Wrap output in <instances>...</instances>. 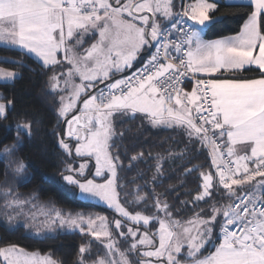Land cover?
I'll list each match as a JSON object with an SVG mask.
<instances>
[{
  "label": "snow or ice",
  "instance_id": "6c2138e0",
  "mask_svg": "<svg viewBox=\"0 0 264 264\" xmlns=\"http://www.w3.org/2000/svg\"><path fill=\"white\" fill-rule=\"evenodd\" d=\"M219 4L244 9L246 19L234 35L204 39L226 18L215 15ZM175 7L176 0H0V47L34 58L50 73L56 127L62 128L54 134L71 161L64 162L60 186L113 213L111 219L65 214L33 204L35 193L21 199L5 180L0 214L10 231L23 227L33 239L58 229L87 236L75 264H264V0H180L182 10ZM250 70L258 76L197 78ZM18 77L0 68V81ZM3 100L0 94V119L6 120L13 102ZM137 115L153 127L180 130L194 152L210 157L212 170L185 169L186 176L198 172L200 183L181 208L154 187L164 178V156L155 158L151 182L128 191L121 180L124 165L112 151L122 135L115 121ZM22 133L31 138V122L16 124V142L4 145L0 156L16 179L26 180L24 162L13 167L12 161ZM185 155L187 149L167 159ZM142 159L143 153L133 155L129 169ZM188 206L199 210L185 219ZM93 244L95 259L88 260ZM0 264L61 262L51 252L7 244L0 246Z\"/></svg>",
  "mask_w": 264,
  "mask_h": 264
},
{
  "label": "trees",
  "instance_id": "16d2710c",
  "mask_svg": "<svg viewBox=\"0 0 264 264\" xmlns=\"http://www.w3.org/2000/svg\"><path fill=\"white\" fill-rule=\"evenodd\" d=\"M218 9L215 15H224L226 18L212 27L205 35L207 39L236 34L243 20L246 19L244 9L229 8L223 4H219ZM5 60L22 61V63L5 62ZM0 67L19 73V77L12 82L0 81V93L4 101L12 100L13 102L8 110L7 119H0V149L4 145L16 142L17 123L31 122L33 133L31 138L22 133L21 143L12 154L13 167L20 160L24 162L27 179H16L11 170L6 168L7 158L0 156V184L6 180L7 184L4 186L11 187L13 192L20 193L21 199H26L35 193L38 200H33V204L40 202L49 206L54 205L65 214L69 212L76 214L81 210H84L83 212L92 209L100 210L98 206L79 201L75 195L60 186L63 183L61 175L64 162L71 161H68L58 147L59 137L54 134V130L58 133L62 131V128L56 127L57 98L48 88L47 79L50 73H46L34 58L29 59L18 51L2 47H0ZM238 73L246 77L258 75L255 70ZM115 129L122 135L116 138L112 151L120 155L124 169L119 171V175L127 184L128 191H131L134 185L151 182L155 172L153 167L156 163L155 158L164 156L166 157L162 165L164 178L154 187L156 192L164 193L165 198L175 208H181L180 201L191 200L196 195L200 183L197 178L198 172L186 176L185 169L192 168L194 165H203L200 171L212 170L208 167L210 157H207V151L194 152L192 145L188 144L187 138L178 129L153 127L139 116L135 119L123 117L116 120ZM185 149L188 155H185L183 159L179 156L167 159L170 153L179 154ZM139 153L144 154V159L132 162V167L129 169L130 158ZM6 171L7 176H5ZM140 172L143 173L142 176L139 175ZM147 190V188L144 189V191ZM189 191L190 194H186ZM199 207L206 208L207 205L201 203ZM198 210L188 206L182 210L181 215L187 219ZM23 220L21 217L17 222L23 224L25 223ZM87 239V236H82L79 232H66L59 229L47 239H33L25 234L23 227L10 231L6 226V217L0 214V246L18 244L29 251H39L42 254L51 252L53 258L59 260L61 264H75L79 246ZM96 247L97 245L93 244V249Z\"/></svg>",
  "mask_w": 264,
  "mask_h": 264
},
{
  "label": "rangeland",
  "instance_id": "374dc122",
  "mask_svg": "<svg viewBox=\"0 0 264 264\" xmlns=\"http://www.w3.org/2000/svg\"><path fill=\"white\" fill-rule=\"evenodd\" d=\"M190 2H193V0H189L188 1V3H190ZM180 5V0H176V7L174 8V11H179V8H178V6ZM0 68H2V67H0ZM8 70H10V69H8ZM13 71H15V70H13ZM17 72V71H16ZM3 82V81H2ZM1 94V93H0ZM3 102H5L4 100H3ZM5 103H7V102H5ZM137 116H139V115H137ZM139 118H140V116H139ZM146 121V120H145ZM147 122V121H146ZM148 123V122H147ZM64 129H66V126H64ZM80 161H78L77 162V164L75 165V166H78V163H79ZM92 165H94V160L93 161H90V167H92ZM93 171H94V168H93ZM67 174V173H66ZM89 178H91V177H89ZM78 199V198H77ZM79 201H81V202H83V203H89V204H93V205H95V206H98L99 208H100V210H96V209H92V210H89V211H86V212H83L84 210H81V211H79L78 213H86L85 215H87V214H99V215H104V216H108L110 219L113 217V213H112V211L110 210V209H108L107 208V206L103 203V202H101V201H99V200H93V201H84V200H81V199H78ZM77 214V213H76ZM73 215H75V214H73ZM24 221V220H23ZM24 222H26V221H24ZM97 248H98V245H97V247L96 248H94L93 249V255L94 256H90L89 258L88 257H86L88 260H92V259H95V253H96V250H97Z\"/></svg>",
  "mask_w": 264,
  "mask_h": 264
},
{
  "label": "crops",
  "instance_id": "0c3cea01",
  "mask_svg": "<svg viewBox=\"0 0 264 264\" xmlns=\"http://www.w3.org/2000/svg\"><path fill=\"white\" fill-rule=\"evenodd\" d=\"M234 2L235 3H247L248 0H234ZM204 39H207V38L204 36ZM215 39H217V38H215ZM257 76L246 77L245 75H241L237 72V73H225L223 76H220V74L217 73V74H215L214 77H208V78H221V79H224V78L230 79V78H234V77L235 78H256ZM237 147H238V150L241 152V154H243V151H244L243 146H237Z\"/></svg>",
  "mask_w": 264,
  "mask_h": 264
},
{
  "label": "built area",
  "instance_id": "2783aa9c",
  "mask_svg": "<svg viewBox=\"0 0 264 264\" xmlns=\"http://www.w3.org/2000/svg\"><path fill=\"white\" fill-rule=\"evenodd\" d=\"M183 3L187 4L188 3V0H183ZM181 10L182 9L180 8V11ZM197 78H208V77L200 76V77H197ZM193 83H194V80H191L189 82H185V84L183 85V87L186 88L187 90H191V87H192Z\"/></svg>",
  "mask_w": 264,
  "mask_h": 264
},
{
  "label": "water",
  "instance_id": "95a60500",
  "mask_svg": "<svg viewBox=\"0 0 264 264\" xmlns=\"http://www.w3.org/2000/svg\"><path fill=\"white\" fill-rule=\"evenodd\" d=\"M138 65V64H137ZM137 65H136V67H137ZM133 70V69H132ZM132 70H130V71H132Z\"/></svg>",
  "mask_w": 264,
  "mask_h": 264
}]
</instances>
